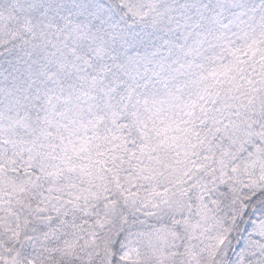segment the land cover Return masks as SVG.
Returning a JSON list of instances; mask_svg holds the SVG:
<instances>
[{
	"label": "rangeland",
	"instance_id": "rangeland-1",
	"mask_svg": "<svg viewBox=\"0 0 264 264\" xmlns=\"http://www.w3.org/2000/svg\"><path fill=\"white\" fill-rule=\"evenodd\" d=\"M206 2L0 0L1 232L19 223L16 202L35 197L54 217L72 216L114 196L168 227L125 238L121 264H220L243 215L226 264H264V0H238L248 23L233 0H217L194 50L170 55V75L156 68L171 52L159 49L173 39L164 17L183 21ZM29 33L44 47L6 50ZM89 245L88 264H109L110 247Z\"/></svg>",
	"mask_w": 264,
	"mask_h": 264
},
{
	"label": "trees",
	"instance_id": "trees-1",
	"mask_svg": "<svg viewBox=\"0 0 264 264\" xmlns=\"http://www.w3.org/2000/svg\"><path fill=\"white\" fill-rule=\"evenodd\" d=\"M233 1L237 4V7L232 10L231 13L244 14V18L242 20L247 21V23L252 20L250 18L252 11L250 10V12H247L246 8H244L246 4L238 2V0ZM207 2H209L208 7ZM207 2L204 12L201 14L197 12L195 6H190L192 8L190 10H185L184 12L185 18L183 21H178L177 17H175L173 19V23H171L167 18L164 17V20L167 23L164 25L165 34L168 35L169 38L172 37L173 39L171 42L164 40L159 46V49L161 51L169 49L171 52H168L165 55L159 54L161 58L156 61V68L161 70L168 68L166 69L168 70L166 74L170 75V70H173L170 69L172 66H169L171 59L170 55L174 54L180 55L182 57L184 54L194 50V45L197 43L195 37L198 35L196 32L198 28H203V25L207 22V18L204 16L205 11L209 8V10L214 13V8H216L217 0H207ZM167 13L170 15V12H164V14ZM172 16H175V14ZM229 17H231V15ZM187 32H189V35H187ZM51 34L53 33H50V35ZM190 35L194 36V39L191 40H196L195 42H192V44L189 38ZM56 36V34L52 36V43L58 42H56ZM187 38L190 40L188 41L189 43H187ZM44 41V36L40 33L37 35V37L31 36L29 33L28 36L21 37L19 40L11 43L10 47L6 50L22 56L30 54L38 48H43ZM65 42L66 41H63L61 43L65 45ZM184 45L186 47L185 52H183ZM48 46L51 48L52 44ZM70 48L71 45L68 47L69 51ZM158 52L159 51H156V54ZM142 55L144 57L143 63H145L147 60V54L144 52ZM133 58H138V56L135 54H129L125 55L124 59L130 61ZM179 69L175 67L174 72H179ZM132 73L133 70L129 72V75H132ZM164 75V73H161L160 77ZM160 85H162V83L156 85V88H158V86L161 87ZM169 85L161 88L167 90ZM39 93H42L43 95V92L39 91ZM43 97L45 96L43 95ZM40 102H42V100ZM33 109L35 111H39L40 116H44L43 111L45 112V108H42V106ZM31 120H33V118H31ZM40 121L42 122V120ZM123 123V121H120L118 127H122ZM259 127L260 130H264V124H261ZM135 128L137 129L139 126H135ZM119 136L120 134L117 133V138L115 140H117ZM132 136L133 134L125 135L123 136V140H130ZM137 140L138 139H136V141ZM137 143H140L139 140ZM244 160L245 159H242V162ZM220 197L225 198V196L222 195H220ZM35 199V197L29 198L27 202L22 203L23 207H21V204L16 202V206L13 208V210L14 215L18 217V220H20L19 223H16V226L10 232H1L0 230V247L5 248L4 250L7 252H11L10 256L4 255L3 258L0 259V264H20L21 258H23L22 264H88L89 262L86 255L84 254V251L89 250V242L92 246H96L98 248L102 246L110 247L109 264H121L119 262V257L125 238L132 234L155 233L156 230L160 228H168L166 227L167 225H159L156 227V217L143 219L142 217L138 216L135 211L131 212L128 209L125 210L122 208L124 206L121 203H117V201L114 199V196L111 197V200L107 204L108 210L104 205L100 207L97 206L98 209H95L93 206L91 208L92 212L88 213L87 215L84 210H81L77 211V214L74 213L72 216L71 214L70 216L68 214L66 216L55 215V217L53 216L52 211L47 212L46 210H43L45 207V202H36ZM112 205H114V207ZM19 208H23L22 213L18 211ZM99 211L101 213L103 211L104 214L106 213L105 211H107V213L110 215H114L116 218L115 221L118 220L120 224L113 225L109 219V217L112 215L105 217L103 214H97ZM123 212L124 214L126 213L127 219L125 220H121L122 216H124L122 214ZM247 217L243 215L241 216L239 222H237L235 227L236 229L234 230V236L231 239V246L227 250V255H224L220 264H226V262L229 260L233 245L239 237L241 229L246 226L245 223L248 221ZM10 222L11 216L8 215L6 220L3 221V224H9ZM0 227L2 226L0 225ZM18 227H21L20 233L18 232ZM86 228L88 229L89 236L84 237V235H86ZM67 251H70V254H63ZM101 253L102 252H99L97 255H101ZM97 255L95 257L96 263L99 261ZM154 261L156 262V260Z\"/></svg>",
	"mask_w": 264,
	"mask_h": 264
}]
</instances>
